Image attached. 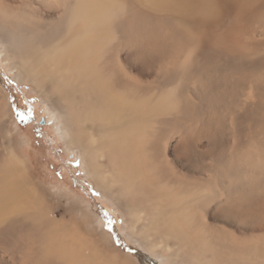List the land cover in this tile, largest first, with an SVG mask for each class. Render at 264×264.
<instances>
[{"label":"bare ground","instance_id":"1","mask_svg":"<svg viewBox=\"0 0 264 264\" xmlns=\"http://www.w3.org/2000/svg\"><path fill=\"white\" fill-rule=\"evenodd\" d=\"M136 1L146 14L143 20L134 14L121 16L126 0H0V51L9 66L16 58L21 61L23 75L33 74L42 86L59 78L61 85L54 86L52 94H60L73 114L70 132L82 156L109 152L115 177L124 180L119 183L125 198L146 205L158 230L175 239L187 237L185 225L193 234L201 231L205 238L200 244L194 238L187 243L193 241L204 254L226 242L209 230L225 232L220 225L201 221L200 212L209 202H217L214 211L219 217H233L237 211L241 218L264 215V0ZM222 26L225 31H218ZM152 28L166 33L163 45L171 40L181 45L171 54L162 51L161 65L156 66V60L147 65L165 67L163 83H153L152 91L173 84L167 99L164 92L148 100L132 99V90L115 92L106 79L113 68L98 66L104 49L117 33L150 45L145 34ZM29 32L35 37L23 35ZM222 56L235 64L229 69L228 60L220 66ZM223 67L219 83L226 91H219L214 88L217 77L212 76ZM235 75L241 78L227 90ZM190 77L203 78L205 82L197 85L208 89L199 96L205 103L201 117L195 114L196 106L189 111L202 122L206 140L197 145L182 134L176 145L169 142L175 146L169 159L164 142L187 110L178 100H189L185 87ZM208 81L211 86H204ZM62 88L71 92L62 93ZM97 120L106 124L102 133ZM89 122L92 126L87 128ZM0 156V238L12 254L27 249L35 264H136L106 237L99 248L97 235L89 240L65 215L57 217L47 193L28 179L14 154L2 149ZM174 164L186 170L185 178ZM98 183L105 188L103 181ZM251 235L262 237L257 231ZM244 256L264 258L261 243Z\"/></svg>","mask_w":264,"mask_h":264},{"label":"rangeland","instance_id":"2","mask_svg":"<svg viewBox=\"0 0 264 264\" xmlns=\"http://www.w3.org/2000/svg\"><path fill=\"white\" fill-rule=\"evenodd\" d=\"M126 3L121 16L134 14L143 20L142 17L146 14L139 11L137 1L126 0ZM218 31H225L224 26ZM257 32L258 26L253 28V34ZM23 35L35 37V33L30 32ZM165 35L162 30L150 29L145 34L150 45L140 40H126L125 34L115 35L114 41L104 49L98 64L104 70L113 68L106 73V79L115 92L132 90V99L141 97L145 100H148V96L155 97L156 93L164 92L167 99L166 94L173 84H163L161 88L152 91L153 83H163L165 67L162 65L156 69L147 66L155 60L156 66L161 65L162 51L171 54L181 46L176 40L163 45ZM16 59L9 66L0 51V150L3 149L6 155L14 154L19 163L24 165L28 179L47 193L52 211L57 217L65 215L73 228L80 226L81 233L89 240L95 241L97 235L99 248H102L101 242L106 237L114 249L136 264H235V260H239L240 264H264V258L260 260L244 256V252L250 250L251 246L261 243L264 249V215L259 217L249 214L241 218L237 217V211L233 217H219L214 211L217 202H209L208 208L200 212L201 221L220 225L225 232L217 228L209 230L215 239L226 242L222 248L213 246L204 254L200 252V248L193 246V241L190 245L187 243V240L194 238L195 243L200 244L205 238L201 231L193 234L190 225H185L187 237L175 239L172 233L160 232L159 224L155 222L148 207L137 200L128 201L123 195L124 186L119 182L124 180L115 177V164L109 152L104 155L91 153L87 159L82 156L81 146L73 142L70 132L74 121L73 114L66 108L60 94H52L55 91L54 86L61 85L60 79L56 77L47 86H42L33 74L28 77L23 75L22 62ZM220 59V66L225 61L232 60L224 59L223 56ZM229 63L231 65L227 67L230 69L235 60L233 64L232 61ZM219 68L216 71L220 74L226 71L224 67L222 70ZM207 73L210 72L205 74ZM220 74L212 76L217 77L219 84L214 88L226 91V85L219 83L220 79H224ZM240 78L238 75L230 77L227 90ZM194 80V77H190L189 86L185 87L189 100H178L187 110L174 122V131L168 134V139L164 142L170 150L169 159L175 148L169 142L176 145L175 141H178L182 134L191 137L197 145L206 140L202 122L193 119L189 111L193 113V107L196 106L195 114L201 117L200 110L204 108L205 103L199 96L208 89L199 88L197 85L200 81L205 82L203 78ZM204 86H211L210 82ZM61 92L70 93L71 89L62 88ZM76 97L81 99L82 94L78 93ZM202 121L206 123L205 120ZM96 125L102 133L106 124L97 120ZM91 126V122L86 125L87 128ZM174 165L179 176L185 178L186 170L181 165ZM95 168L98 173H95ZM98 181H103L106 189L99 187ZM72 206L76 209L72 210ZM208 210L210 211L207 216ZM256 231L261 232V239L251 235ZM234 248H238V255L234 254ZM30 252L33 253L32 250ZM33 259L27 249L12 254L0 238V264H35Z\"/></svg>","mask_w":264,"mask_h":264}]
</instances>
